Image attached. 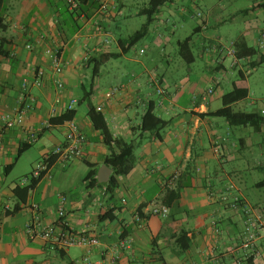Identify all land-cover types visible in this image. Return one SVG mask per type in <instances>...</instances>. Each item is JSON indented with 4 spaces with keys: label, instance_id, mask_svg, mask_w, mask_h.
I'll list each match as a JSON object with an SVG mask.
<instances>
[{
    "label": "crops",
    "instance_id": "obj_1",
    "mask_svg": "<svg viewBox=\"0 0 264 264\" xmlns=\"http://www.w3.org/2000/svg\"><path fill=\"white\" fill-rule=\"evenodd\" d=\"M149 1L87 0L69 11L66 0H2L7 29L0 32V264H76L84 255L91 264H105L119 231L131 243L119 249L118 264H264V196L258 192L264 184L247 180L262 172L264 154L256 148L264 126L254 131L204 115L219 109L222 95L234 88L246 89L247 95L233 110L256 104L251 96L257 67L252 65L264 54V45H258L264 0H236L242 4L233 10L223 0H168L151 16L145 35L128 44L147 21ZM210 1L217 2L202 9L200 3ZM239 38L258 54L231 66L226 49ZM30 41L37 45L32 51L25 48ZM52 43L61 50L62 89L55 86L44 54ZM103 53L119 56L94 74L88 60ZM38 69L44 77L35 86ZM24 77L32 108L21 125L7 126L1 119L16 117ZM155 80L163 95L156 93ZM209 88L212 93L203 100ZM71 99L77 101L72 120L85 138L82 155L65 163L54 158L19 202L14 189L30 183L20 180L65 142V123L50 125L49 119L64 113ZM86 101L103 116L114 139L134 145L133 160L119 175L105 162L118 146L104 144ZM261 101L262 107L244 112L264 114ZM151 105L152 113L167 121L158 132L141 130ZM90 171L91 186L85 180ZM111 177L113 190L108 189ZM60 194L66 197L64 225L99 242L89 253L31 238L26 231L36 217L61 229ZM154 205L167 214H150ZM247 218L258 225L250 250L242 244ZM181 232L189 240L184 250L183 239L177 241Z\"/></svg>",
    "mask_w": 264,
    "mask_h": 264
},
{
    "label": "built area",
    "instance_id": "obj_2",
    "mask_svg": "<svg viewBox=\"0 0 264 264\" xmlns=\"http://www.w3.org/2000/svg\"><path fill=\"white\" fill-rule=\"evenodd\" d=\"M79 2L77 0H66V6L69 11H74L78 8ZM106 8V3H102L100 6V10H104ZM100 31L99 28H97ZM44 39V35H40L38 41H42ZM259 47H263L264 45V26L261 30L259 41ZM36 42L30 41L25 44V48L29 51L35 49ZM44 54L50 62L51 68L53 70L54 75L56 76L54 83L57 89H62L63 83L59 78L63 64L61 60V50L59 45L50 44L44 50ZM226 54L232 57L233 61L231 66L237 65L238 59L235 56V51L233 45L226 49ZM87 59V55L84 57ZM44 77L43 70H35L32 83L35 86H40L42 79ZM157 85L156 93L158 95H163L165 93V89L160 85L158 80H155ZM29 85L28 78L24 77L21 79V92L16 100L15 115L14 120L10 119L9 115H4L2 117V122L7 126H12L14 123L21 125L24 119V115L27 111L32 108L34 99L27 95V88ZM116 89H113L115 91ZM212 93V89H207L205 92L201 94V98L205 100L209 94ZM27 99V100H26ZM76 99H71L67 105L66 110H71L76 105ZM99 110V109H98ZM65 142L63 144L55 146L51 149L48 154L38 162L35 167L32 169L31 173L27 177H23L20 180V184H26L30 182L31 179H37L40 176L42 177L47 171L48 159L55 158L57 161L61 163H65L73 158H78L82 155V144L85 140L84 135L77 129L73 120H69L65 122ZM34 136H32L33 140ZM66 197L63 194L58 196V206L56 209L57 217L61 221V229H56L53 224H44L41 223L38 217H36V224H27L26 231L31 238L36 236L41 237L43 240L51 241L56 244L58 247L67 248L71 246L83 248L87 253L91 248L98 245V240L94 237H88L80 233H75L67 226L64 225L63 219L66 214L65 210ZM36 208V206H35ZM247 212V211H246ZM150 214L159 215L164 217L167 214V209L163 206H152L150 209ZM135 220L138 226H141V217L139 215L135 216ZM36 226V227H35ZM258 228L256 222H253L251 218H247L245 231L243 234V247L246 250H250L253 245L255 239V231ZM131 240L122 235V231L118 232V241L114 247V250L110 253L108 259L105 264H118L119 261V249L121 248H129ZM76 264H91L89 257L84 255L80 261Z\"/></svg>",
    "mask_w": 264,
    "mask_h": 264
},
{
    "label": "trees",
    "instance_id": "obj_3",
    "mask_svg": "<svg viewBox=\"0 0 264 264\" xmlns=\"http://www.w3.org/2000/svg\"><path fill=\"white\" fill-rule=\"evenodd\" d=\"M79 2L78 8L80 4H85L87 0H77ZM168 0H150L148 3L147 8V21L145 25L135 33L133 37L127 40L128 44L138 40L139 38L143 37L147 32L148 24L150 23L151 16L155 13L157 7L162 5L164 2ZM264 8V2L260 5ZM7 29V24L4 21L3 12H2V0H0V32H3ZM233 48L235 51L236 58L243 59V58H253L258 54V49L254 47L247 46L243 38L237 39L234 44ZM0 54L2 52L0 51ZM118 54L112 53H103L98 56L92 57L88 60V62H92V70L95 74L96 71L102 66L106 61L110 58L118 57ZM264 63V54H260L259 61L253 63V67H257L258 65ZM89 93V92H88ZM247 95V90L244 88H234L231 91L226 92L221 97L222 106L214 112L206 113L204 115H208L211 117H220L223 118L230 126L235 127H250L254 131H259L262 126H264V114L259 112H244V111H235L232 108V105L245 98ZM82 101V99H81ZM87 106V115L89 117L90 122L94 126L95 129L100 131L104 144L111 147L112 145L118 146V153L111 154L105 160L106 164H108L112 169L115 175H119L123 171V165L127 162H132L133 160V151L134 145L132 143H126L122 140H117L112 137V134L109 128L106 125V122L103 116L95 110V108L86 101ZM75 111L73 109L66 110L64 113L52 117L49 119L50 125H61L65 122L72 120ZM167 125V121L159 118L155 114L152 113V105L149 107L147 112L142 116V124L141 130L142 131H156L162 130ZM261 146L264 147V137L261 141ZM25 147H21L19 151H21ZM264 154V151H263ZM54 158L48 159L47 168L52 164ZM262 172H264V161L262 166ZM92 175L93 171H90L85 180L88 181V185H92ZM41 179V176L37 179H31L29 185L24 186L22 188L16 187L14 189V193L18 198L19 202H24L28 192L36 185V183ZM264 184L263 181H261ZM115 187L114 177H111L110 184L108 186L109 190H113ZM111 212V211H110ZM108 214V213H107ZM106 216V215H105ZM183 239V243L181 242V249H186L189 244V240L186 237V233L181 232L177 236V241Z\"/></svg>",
    "mask_w": 264,
    "mask_h": 264
},
{
    "label": "rangeland",
    "instance_id": "obj_4",
    "mask_svg": "<svg viewBox=\"0 0 264 264\" xmlns=\"http://www.w3.org/2000/svg\"><path fill=\"white\" fill-rule=\"evenodd\" d=\"M216 2L217 1H210L208 3H200V5H202L203 7L202 9L205 10V7H211V5ZM223 4L227 6L226 9L233 10L235 8H240L242 2L236 0H223ZM252 74L254 75L253 77L255 79V91L252 92L253 95L251 96V98L256 99V104L252 107L249 106L247 108L240 109L243 111H252L263 106L261 100L264 98V63L258 65L256 71L253 72ZM256 150L258 153L263 154L264 147L259 145L257 146ZM247 180L249 182H254V183L260 181L264 182V172H260V171L254 172L252 175L247 176ZM258 192L260 196H264V187H258Z\"/></svg>",
    "mask_w": 264,
    "mask_h": 264
}]
</instances>
